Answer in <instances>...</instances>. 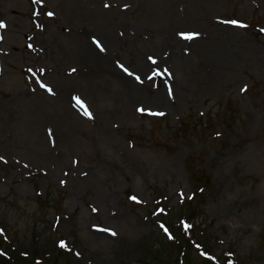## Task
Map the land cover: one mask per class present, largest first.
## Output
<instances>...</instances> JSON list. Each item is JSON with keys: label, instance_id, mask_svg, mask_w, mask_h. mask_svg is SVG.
Returning a JSON list of instances; mask_svg holds the SVG:
<instances>
[{"label": "rangeland", "instance_id": "rangeland-1", "mask_svg": "<svg viewBox=\"0 0 264 264\" xmlns=\"http://www.w3.org/2000/svg\"><path fill=\"white\" fill-rule=\"evenodd\" d=\"M0 24L6 249L141 264L165 245L153 199L178 222L205 184L201 256L264 264V0H0ZM217 48L248 51L228 68Z\"/></svg>", "mask_w": 264, "mask_h": 264}, {"label": "trees", "instance_id": "trees-1", "mask_svg": "<svg viewBox=\"0 0 264 264\" xmlns=\"http://www.w3.org/2000/svg\"><path fill=\"white\" fill-rule=\"evenodd\" d=\"M156 206H160L156 203ZM187 209L185 212L182 211L179 213V216H185L193 218L196 212L195 208L189 202L187 204ZM180 218V217H179ZM168 230V237L164 239V244L155 245L154 248L144 249L139 247L141 258V264H147L144 258L150 260L151 264H164L166 260L174 259L176 262L182 264H214L213 262L207 259H196L194 252V242L196 240L199 242V236L197 232L193 229L190 231L179 227L176 222H170V219L164 222ZM175 225V226H174ZM3 241L0 238V246ZM4 253H0V264H26V261L29 259L31 264H61L58 260L65 253L59 247L51 248V251L41 255L37 248H31L30 252H27L25 255H21L17 252H8L4 249ZM194 257V260L192 258ZM198 258V257H197ZM184 261V262H181ZM223 264H227L224 262Z\"/></svg>", "mask_w": 264, "mask_h": 264}, {"label": "bare ground", "instance_id": "bare-ground-1", "mask_svg": "<svg viewBox=\"0 0 264 264\" xmlns=\"http://www.w3.org/2000/svg\"><path fill=\"white\" fill-rule=\"evenodd\" d=\"M111 44H112V41L111 40H106L105 41V46H107V49H109V46H111ZM217 44H218V42H217ZM219 45V44H218ZM101 47V49H103V50H101V49H98V51L96 52V56H94L93 55V59H92V61L96 64V65H98L99 67L101 66V65H103V66H105L104 65V63H103V59H104V55H105V52H106V47ZM175 46V45H174ZM82 47V46H81ZM192 47H194V48H199V47H202V45L201 44H199V43H197V42H195L194 44H193V46ZM87 49L85 48V47H82V48H79V49H77L75 52H78V51H83V56H84V58L86 57V59L89 57V53L86 51ZM216 51H217V53H218V56H219V58H223L224 60H225V66L226 67H228V68H234L235 67V65H236V63H237V61L243 56V55H245V53L248 51L247 49H241V48H239V49H237L236 50V52H231V53H227L223 48L222 49H220V48H217L216 49ZM91 52V51H90ZM88 53V54H87ZM85 59V60H86ZM144 69V68H143ZM143 72H142V76H145V77H147V76H151V75H153L154 74V70H146V71H144V70H142ZM126 84H130V83H126ZM174 85V84H173ZM171 88H172V91H176V89L178 90L180 87H179V85H178V83H175V87L174 86H171ZM171 98H172V96H171V93H167V94H165V96L163 97V95L161 96V98H160V100H159V102L160 103H162V104H165L168 100H171ZM65 139H63L62 137H58V142L61 144V145H64V143H65ZM64 159V157H63V155L61 156V159Z\"/></svg>", "mask_w": 264, "mask_h": 264}, {"label": "snow or ice", "instance_id": "snow-or-ice-1", "mask_svg": "<svg viewBox=\"0 0 264 264\" xmlns=\"http://www.w3.org/2000/svg\"><path fill=\"white\" fill-rule=\"evenodd\" d=\"M49 15H51V13H49ZM232 23H236V22L233 21ZM0 26H3V25L0 24ZM184 38H186V39H191L192 36H191V35H187V36H185ZM94 42H95V41H94ZM97 47H100L99 43H97ZM101 50H103V49H101ZM125 71H127V70L125 69ZM42 86H43V85H42ZM77 103H80V101L77 100ZM81 106H83V105H81ZM85 114H88V113L86 112ZM132 199H135V197H132ZM63 246H64V244H63V242H61V247H63Z\"/></svg>", "mask_w": 264, "mask_h": 264}]
</instances>
